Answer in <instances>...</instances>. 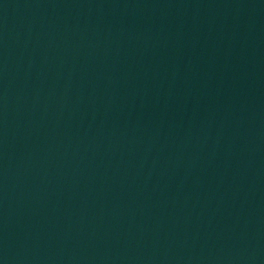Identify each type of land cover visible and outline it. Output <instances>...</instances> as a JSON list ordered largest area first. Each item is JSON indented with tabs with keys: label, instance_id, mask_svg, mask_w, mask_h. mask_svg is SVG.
Instances as JSON below:
<instances>
[{
	"label": "water",
	"instance_id": "water-1",
	"mask_svg": "<svg viewBox=\"0 0 264 264\" xmlns=\"http://www.w3.org/2000/svg\"><path fill=\"white\" fill-rule=\"evenodd\" d=\"M0 264H264V0H0Z\"/></svg>",
	"mask_w": 264,
	"mask_h": 264
}]
</instances>
